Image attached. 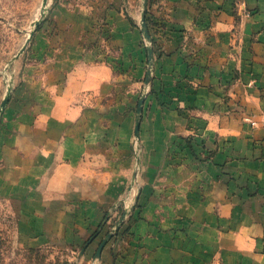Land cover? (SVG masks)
Returning <instances> with one entry per match:
<instances>
[{
    "label": "crops",
    "instance_id": "crops-1",
    "mask_svg": "<svg viewBox=\"0 0 264 264\" xmlns=\"http://www.w3.org/2000/svg\"><path fill=\"white\" fill-rule=\"evenodd\" d=\"M107 1L109 41L118 47L111 58L124 67L123 59H133L132 69L150 77H138L132 105L112 103L103 99L108 50H76L74 42L60 47L51 98L18 123L19 134L0 136V165L21 171L26 187L15 196L24 235L37 245L64 239L69 210L74 220L95 226L109 209V187L122 184V176L116 183L109 178L110 170L124 176L122 169L135 165L158 169L169 140L182 134L197 148L182 165L198 172L169 189L171 201L180 203L177 224L153 238L147 259L132 264H264V0ZM141 96L138 143L148 144L150 158L137 163ZM85 161H100L90 165L96 174L85 182L87 194L46 192L48 185H71Z\"/></svg>",
    "mask_w": 264,
    "mask_h": 264
},
{
    "label": "rangeland",
    "instance_id": "rangeland-1",
    "mask_svg": "<svg viewBox=\"0 0 264 264\" xmlns=\"http://www.w3.org/2000/svg\"><path fill=\"white\" fill-rule=\"evenodd\" d=\"M106 1L0 0L2 140L14 133L19 134L18 123L38 103H44L51 98L53 83L59 76L54 74L56 56L61 46L72 42L77 44L76 50H108L109 89L103 99L107 97L112 103H117L119 98L127 106L138 99V77L146 80L150 75L147 72L138 75L131 66L133 59H123L124 67L121 63L117 66V59L111 58L118 54V47L109 41L113 28L109 12L111 6ZM89 34L93 38L86 41L85 37ZM6 98L8 101L3 107L2 103ZM139 102L137 100L138 106ZM136 123L133 147L134 160L138 163V160L150 158V149L148 144L140 147V131L139 134L136 133ZM168 144V150L164 149L160 159L163 165H158V169L150 170L149 165H135L134 171L122 169L124 176L118 175L120 173L115 169L110 170L109 178L116 183L122 176V184L112 186V190L109 187V209L95 226L74 220L71 217L73 212L69 210L70 216L64 222L68 229L65 238L51 236L38 245L24 235L20 202L15 197L23 196L26 188L22 184V172L14 171L11 165H0V264H132L133 259H147L155 242L153 238L160 237L161 233L165 234L177 224V217L173 213L178 211L180 203L171 201L169 189L172 191L175 183L198 172L197 169L189 171V165H182L184 159L191 156V151L197 155L193 139L177 134ZM109 158V165L117 163L112 156ZM172 161H180V164L168 165L175 164ZM90 165H100V161L78 164L76 176L71 177V185H48L44 187L46 192L56 194L58 189H65L68 190V195L72 192L70 196L87 194L91 185L85 182L96 174ZM124 177H130L135 185L127 187ZM127 191L135 192L138 197L124 196ZM102 195L105 196L103 193ZM69 204L76 206L77 203ZM83 204L85 203H81Z\"/></svg>",
    "mask_w": 264,
    "mask_h": 264
},
{
    "label": "water",
    "instance_id": "water-1",
    "mask_svg": "<svg viewBox=\"0 0 264 264\" xmlns=\"http://www.w3.org/2000/svg\"><path fill=\"white\" fill-rule=\"evenodd\" d=\"M144 100H145V96H142L139 102V106H138V115H137V123H136V133L137 134H139V131H140V121H141L142 113H143ZM7 101H8L7 98L3 101L2 103L3 107L6 106Z\"/></svg>",
    "mask_w": 264,
    "mask_h": 264
}]
</instances>
